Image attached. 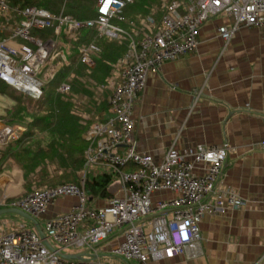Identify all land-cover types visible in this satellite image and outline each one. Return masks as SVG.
Returning a JSON list of instances; mask_svg holds the SVG:
<instances>
[{
	"label": "built area",
	"instance_id": "2783aa9c",
	"mask_svg": "<svg viewBox=\"0 0 264 264\" xmlns=\"http://www.w3.org/2000/svg\"><path fill=\"white\" fill-rule=\"evenodd\" d=\"M135 1L97 0L95 18L77 20L63 10L55 14L36 6L10 7L8 0H0V81L32 101L42 97L45 81L53 80L71 64L59 45L60 38L72 42L80 30L91 29L98 37L128 43L125 55L114 64L107 79L110 116L88 127L83 135L87 147L78 184L32 188L6 204L38 218L57 199L74 198L76 203L68 212L48 219L44 225L47 241L58 250L50 251L35 231L18 225L0 230V264H96L92 260H67L59 253L67 248H92L117 231L122 241L112 254L125 261L150 264L177 255L195 258L202 217L246 206L232 189L218 186L227 144L182 150L171 146L155 163L150 155L137 150L131 116L148 75L164 63L192 53L200 28L211 17L224 16L230 21L229 27L217 29L225 43L241 28L256 29L264 39V0H161L158 20L147 16L134 25L122 12ZM119 23L128 24L131 31ZM44 31L52 36L38 35ZM75 49L78 64L88 73L98 47L90 42ZM71 82L72 76L66 77L56 92L75 102ZM80 82L91 84L85 78ZM87 120L82 115L81 125L86 126ZM13 137L12 129H0L2 145ZM104 173L110 175V185L117 190L104 206L91 208L85 181L90 175ZM162 193L172 197H156Z\"/></svg>",
	"mask_w": 264,
	"mask_h": 264
},
{
	"label": "crops",
	"instance_id": "0c3cea01",
	"mask_svg": "<svg viewBox=\"0 0 264 264\" xmlns=\"http://www.w3.org/2000/svg\"><path fill=\"white\" fill-rule=\"evenodd\" d=\"M222 26L229 27L230 21L224 16L211 17L200 28L197 46L192 53L166 62L156 73L148 75L145 89L133 104L132 137L137 150L150 155L155 163L162 160L171 146L182 150L198 145L212 147L227 144V159L218 186L232 189L246 201V206L227 210L224 214L202 217L199 224V254L195 258L177 255L171 259L151 261L150 264H264V39L256 29L241 28L225 43L217 31ZM66 42L69 41L59 39L63 50ZM75 48L73 45L70 49ZM68 61L71 64L67 67L76 69L79 65L77 57H71ZM81 78L91 84L81 83ZM79 83L86 84V88L93 92L92 100L98 104L103 100V90L99 91L101 87L95 86L92 80L80 77ZM76 96V101H71L75 105L76 115L80 121L82 115L87 116L88 123L91 116L83 107L91 97L87 94ZM8 112L0 116V129H12L14 137L4 145L0 143V152L26 131L21 125L11 126L7 123ZM109 116L107 111L105 120ZM11 177L15 180L19 177L20 182L23 181L17 166L7 161L0 173V209L8 208V201L24 192L15 195L9 193L14 185ZM116 190V186H111L108 197H96L89 201V206H104ZM156 197L168 199L172 195L162 193ZM75 203L74 198L57 199L42 216L35 218L43 233L48 219L68 212ZM2 216V231L18 225L35 231L30 222L17 215L11 219ZM121 241L120 232L117 231L92 248L78 251L67 248L60 253L74 255L87 252L84 259L96 264H136L112 254V249ZM48 243L58 250L54 243Z\"/></svg>",
	"mask_w": 264,
	"mask_h": 264
},
{
	"label": "trees",
	"instance_id": "16d2710c",
	"mask_svg": "<svg viewBox=\"0 0 264 264\" xmlns=\"http://www.w3.org/2000/svg\"><path fill=\"white\" fill-rule=\"evenodd\" d=\"M10 7L36 6L51 13H59L64 0H8ZM161 0H136L127 6L122 16L128 23L137 25L142 18L153 16L158 20L162 14ZM168 3L174 0H166ZM97 0H66L64 14L77 20L93 19L96 16ZM116 22V21H115ZM119 25L131 31L126 23ZM37 34V33H36ZM38 35H52L50 31ZM93 42L99 49L94 59V66L87 73L83 65L63 67L56 77L49 81L38 101L31 102L30 98L0 81V95L6 96L13 102L8 112L9 125H21L26 128L25 133L16 141L9 142L0 152V173L2 165L12 161L22 174L23 194L25 196L36 189L51 188L62 184H78L77 172L83 165V153L87 147L83 135L88 127L94 123L104 122L109 110L106 98L107 79L110 77L114 64L126 53L128 43L118 44L113 40L98 37L94 30H80L75 46ZM72 75L71 90L76 93L87 94L91 100L83 109L91 116L86 126H82L76 115L75 105L64 100L57 92V86ZM87 77L95 86L103 89V100L99 104L92 100L93 92L86 84H80L79 78ZM94 108V109H93ZM21 184L19 177L17 178ZM110 180L108 174L90 175L85 181V191L89 201L96 197H108L110 194Z\"/></svg>",
	"mask_w": 264,
	"mask_h": 264
},
{
	"label": "rangeland",
	"instance_id": "374dc122",
	"mask_svg": "<svg viewBox=\"0 0 264 264\" xmlns=\"http://www.w3.org/2000/svg\"><path fill=\"white\" fill-rule=\"evenodd\" d=\"M65 2H66V0H64L63 7L60 9V11L62 9H64ZM66 44H67V46H66V48H64V54H65L66 58L67 59H70L71 57L76 58L77 57V51L74 49H70L73 46L72 42H68V43L66 42ZM70 53H71V55H70ZM45 82H46V84L48 83L47 81H45ZM75 94L77 95V94H83V93H76L75 92ZM64 100H68V99H64ZM69 101L70 100H68V102ZM70 103H71V101H70ZM12 105H13V102L10 99H8L6 96L0 95V116H4L10 110ZM11 178H12L13 182H15L17 187H15V185H12L10 190H9V193L14 194V195L21 193L23 191V183H22L23 181L21 180L22 182L20 185L17 181L18 179L15 180L14 177H11ZM1 218L11 219V218H16V217L13 214H8V215L2 216ZM71 250L72 251H78L80 249L72 248Z\"/></svg>",
	"mask_w": 264,
	"mask_h": 264
},
{
	"label": "water",
	"instance_id": "95a60500",
	"mask_svg": "<svg viewBox=\"0 0 264 264\" xmlns=\"http://www.w3.org/2000/svg\"><path fill=\"white\" fill-rule=\"evenodd\" d=\"M6 214H15V215L25 219L26 221L30 222L34 226L35 231L37 232L39 238L42 240L44 246L46 248H48L50 251H54V249L49 245L41 227L39 226V223L37 222V220L34 217L24 213L23 211H21L19 209H14V208L0 209V216L6 215ZM59 255L62 258L67 259V260H85L84 258L87 255V252L77 253L74 255H63V254L59 253Z\"/></svg>",
	"mask_w": 264,
	"mask_h": 264
},
{
	"label": "bare ground",
	"instance_id": "6f19581e",
	"mask_svg": "<svg viewBox=\"0 0 264 264\" xmlns=\"http://www.w3.org/2000/svg\"><path fill=\"white\" fill-rule=\"evenodd\" d=\"M13 183H14L15 187H17L16 184H15V182H13Z\"/></svg>",
	"mask_w": 264,
	"mask_h": 264
}]
</instances>
